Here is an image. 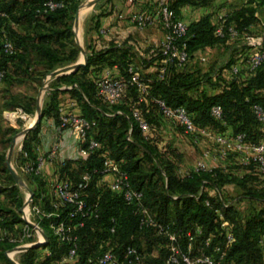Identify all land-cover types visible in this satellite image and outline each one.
<instances>
[{"label":"trees","instance_id":"1","mask_svg":"<svg viewBox=\"0 0 264 264\" xmlns=\"http://www.w3.org/2000/svg\"><path fill=\"white\" fill-rule=\"evenodd\" d=\"M47 1L49 0H0V9L7 15V18L0 17V71H4L0 83L8 79L10 65L13 66V74L26 81L33 79L35 72L47 74L64 62L71 64L76 60L78 48L70 47L67 56L63 55V50L71 44L70 40L73 37L71 23L80 0H53L64 1L66 6L47 14L37 12ZM186 3L191 4L195 1L176 0L171 7L179 16L178 8ZM201 3L206 4V1ZM263 5L264 0H248L246 5L228 15L226 25L233 26L239 32V39L248 37L258 22L257 14ZM16 12L19 18H15ZM11 19L17 22L19 19L28 27L31 26L33 35L14 31ZM214 29L208 17L189 25L186 35L188 62L181 68L173 67L163 80L157 79L161 61L159 48L153 51L146 50L147 57L136 60L137 55L124 44H109L108 48L103 49H96L95 45L89 47L86 65L74 73L57 77L51 88L55 89L63 84L77 85L78 88H73L68 93L75 100L76 107L80 108L81 114L95 123L90 137L100 142L101 148L86 161L75 159L66 160L64 165L57 163V172L59 180L68 179L76 184L85 172L100 170L103 156H109L128 174L132 187L143 193V206L156 221L168 225L176 234L183 251H186L188 246L186 233L194 235L196 227L201 229L202 234L193 238L194 248L201 245L204 237L219 233V221L215 210H220L229 222L233 235V241L226 247L224 264H264V245L260 244L264 235V181L254 174L253 168L237 164L235 166H240L244 172L239 174L236 169L234 173L217 165L210 173L192 172L188 176H182L178 174L179 170L177 171L176 158L180 157L179 152L165 143V145L160 143V132L164 126H172L161 115L154 99H161L170 107H184L198 127L229 137L245 134L250 142H264L263 128L252 108L258 105L264 109V63L254 72H250L247 61L254 51L248 53L250 48H246L244 59L240 61L236 59L229 61L216 71L201 70L195 64L199 51L215 46L229 47L230 45L226 43L232 40L216 37ZM5 40L10 41L17 51L12 57L2 52ZM134 61L143 68L154 62L157 64V71L152 75L145 76L140 71L142 78L150 80L147 83L149 94L145 96L144 101L138 102L140 93L135 86L129 87L121 102L115 106L108 107L99 101L95 96L94 84L103 76V69L117 65L121 71V77L118 78L126 80L128 66L134 64ZM234 67L237 73H233ZM63 93L65 91L50 90L41 111L43 117L52 118L57 125L60 107L58 98ZM33 100L30 99L28 105L23 107L21 104L11 106L10 99L4 107L21 109L23 113L32 114L35 110ZM214 105H219L222 109L221 121L210 115V109ZM133 110H138L141 117L151 126L147 139L143 137L132 118ZM9 115L13 120L16 118L14 113ZM173 130L181 133L179 128ZM16 132L15 129H8L3 133L6 145L10 144ZM38 132L39 124L27 134L21 148L23 153L32 159L33 164L37 158L32 153V148ZM231 157L234 156L227 159ZM144 161L156 165L146 169ZM74 167L79 168L78 174L75 173ZM2 175L11 185L9 187L0 185V195L11 197L9 203L13 209L5 207L0 200V231L6 233V238L0 242V261L11 264L5 252L17 245L10 243L8 238H17L21 234L24 223L20 216V208L23 202L19 197V189L15 187L12 177L8 174L3 154L0 155V176ZM99 178L98 176L92 178L86 198L88 203L97 204L98 217L87 220L78 230L79 248L76 264H89L88 258L107 250L113 251L122 264H128L124 252L127 246L135 248L141 256L132 264H165L168 239L159 236L152 228L140 227L135 206L127 205L108 184H99ZM33 182L37 186L36 189H31L34 193V202L49 209V195L42 196L45 190L42 189L43 183L39 176H33ZM229 187L244 192L243 199L248 202L249 208L243 215L235 203L226 204L220 196L214 197L206 192L207 188H215L218 191ZM206 200L210 202V206L205 205ZM41 227L48 241L40 248L44 251L49 250L51 256H47L44 251L40 253V248L31 249L21 255L22 264H60L61 257L66 253L67 245H59L56 242L48 230V222H41ZM111 227L115 229L113 234L110 233ZM17 230L19 232L15 235ZM215 241H220L222 246H225L223 237H218ZM142 247L146 250L145 254ZM154 250L158 252L156 255L152 254Z\"/></svg>","mask_w":264,"mask_h":264},{"label":"built area","instance_id":"2","mask_svg":"<svg viewBox=\"0 0 264 264\" xmlns=\"http://www.w3.org/2000/svg\"><path fill=\"white\" fill-rule=\"evenodd\" d=\"M142 0H126L128 5H135ZM176 0H155V12H130L127 20L135 29L143 31L159 23L164 31V37L160 43V67L157 79H165L173 67L181 68L189 59L188 45L186 35L188 26L177 15L171 7L172 2ZM248 0H246L247 3ZM66 6L64 1L49 0L45 2L37 12L47 14ZM0 17L7 18V15L0 9ZM118 18H124L121 13ZM104 33V31H102ZM214 34L218 38L236 39L239 32L233 26H227L226 20L221 19L215 27ZM248 47L254 52L250 55L247 65L250 72H254L262 63H264V39L263 37H245ZM2 52L8 57L16 54L14 45L5 40L2 44ZM205 61L204 58L201 59ZM128 78H115L109 72L94 84L96 98L108 107L119 104L122 97L129 87L135 86L140 93L138 102L142 103L147 96L149 79H144L140 75V68L131 64L127 69ZM233 73L237 69L233 68ZM4 77V71H0V81ZM161 115L168 121L173 128L181 129L183 136L192 145H198L202 142L209 143L212 148L202 151L201 158L194 163L190 170H179L182 176H188L192 172H212L216 165H210L204 161L209 158L213 162L227 159L234 156L238 164L243 167H252L253 172L264 181V142H250L245 134H236L233 137L215 133L207 128L198 127L189 117L184 107H170L161 99H154ZM71 107H76L73 102ZM257 121L264 131V109L258 105L253 107ZM21 118L26 115L22 110H17ZM10 113V112H6ZM4 113V117L6 118ZM120 113V112H118ZM132 118L137 123L143 137L147 136L151 130L149 123L141 117L138 110L132 111ZM210 115L217 121L223 118L222 109L219 105H214L210 109ZM8 119V118H7ZM95 127V123L87 120L80 112L68 110L64 106L59 107L58 128L62 131H70L76 136V159L86 161L101 148L100 142L90 137ZM27 157V154H24ZM46 161L64 165L66 159L59 155L57 146L51 147L43 157L36 159L35 164H24L20 170L26 175L40 176L42 168ZM94 176L100 177L98 183L108 184L109 188L119 194L127 205H133L139 215V226L142 228H152L159 236L168 239V255L165 264H224L226 258V247L233 241L232 230L229 222L224 218L220 210H215L219 221V233L210 234L202 239L201 245L193 247V238L199 237L202 231L199 227L194 230V235L186 233L188 240L187 250L183 251L180 247L179 239L173 233L168 225L156 221L153 215L142 204L143 193L132 187L128 174L123 171L118 162L109 156H103L101 169H93L91 172H85L81 180L74 184L70 180H58L52 185L49 194V209L43 208L40 204L29 200L21 208L20 216L23 221L22 231L17 238H8L10 243L17 244V247H27L35 243H47V237L44 238L41 228V222H48V230L59 245H67L66 253L61 257L60 264H76L78 258V230L84 226L87 220L98 217L97 204L87 202V188ZM206 206H210L209 201H205ZM114 227L110 228V233H114ZM45 235V233H43ZM46 236V235H45ZM223 237L225 246L216 238ZM6 238V233L0 234V242ZM264 245V235L260 240ZM128 264H132L141 258L137 250L127 246L124 250ZM9 251L7 257L10 258ZM47 256H51L49 250H45ZM89 264H122L117 255L107 250L95 257L88 258Z\"/></svg>","mask_w":264,"mask_h":264},{"label":"crops","instance_id":"3","mask_svg":"<svg viewBox=\"0 0 264 264\" xmlns=\"http://www.w3.org/2000/svg\"><path fill=\"white\" fill-rule=\"evenodd\" d=\"M195 3H186L178 8L179 17L184 21V23L189 26L192 23H196L200 21L204 17H208L210 24L213 27H216L221 19L227 20L228 15L244 5H246V0H194ZM202 1H206V4H202ZM175 2H172V4ZM82 6V5H81ZM85 6V7H83ZM82 7V12L79 14V18L77 24L73 26V32L75 33V40L79 47L80 53L81 50L84 51V54L87 56L88 49L91 46L95 45L96 49L108 48L109 44H124L125 47H129L132 51L137 55L136 60L139 58H146L147 54L146 50H155L158 49L160 43L164 37V31L159 23H156L153 27H150L146 30L140 31L135 29L127 20V15L130 12H148L154 13L155 8V0H142L141 2L135 5H128L126 0H98L94 2V0H86ZM123 14L124 18H118L119 14ZM258 17V14H257ZM97 24V26H95ZM104 31V33L102 32ZM244 38H238V40H242ZM236 39H232L230 42H227L226 45H230L228 48L234 49V53L236 54L235 59L240 61L241 53L238 52L240 50H236L239 48L240 43ZM244 45V42H242ZM222 46H215L212 48H206L202 51H199L195 58V64L201 65L205 64L209 61L211 56L213 55L216 48ZM250 48V47H249ZM254 51L250 48L249 52ZM246 53V52H245ZM204 58L205 61L202 62L201 59ZM83 61V55L77 56L76 60L71 63L69 66L74 65L77 62ZM134 61V64L139 66L140 71L143 75L148 76L152 75L157 71V64L154 62L149 65L147 68H143L139 64ZM66 67V68H67ZM218 68H214L213 71H216ZM59 69L55 70L58 71ZM209 69H204L203 71H208ZM54 71V72H55ZM109 72L112 77L118 78L121 77V71L117 65L107 66L103 69V73ZM73 88H78L77 85L66 86L62 85V87H57L55 89L59 91H65V93L61 94L59 98V106H65L68 108L71 102H73L76 106L75 100L70 96L68 91ZM54 88H50V90H55ZM17 115L20 113H16ZM28 116L26 115L25 119ZM17 119H24L18 118ZM46 120V125H42V121ZM27 120V119H26ZM24 120V121H26ZM19 123L23 124L22 131L29 127L33 122L24 124L21 120H18ZM166 126V132L171 133L170 130L173 128ZM174 132V131H172ZM174 134L179 135L178 132ZM27 136V135H26ZM25 137L17 140L15 145L18 146L19 151L21 152V163L24 164H33L32 159L29 157H25L22 151V144L25 140ZM13 137V136H12ZM20 140V141H19ZM12 141V140H11ZM13 143V142H12ZM203 143H201V146ZM12 146V144H11ZM10 146V147H11ZM57 146L59 149V155L66 160H75L76 155V136L70 131H62L58 128V125L52 118L43 117L39 124V132L37 134V138L35 143L33 144L32 153L36 158L43 157L45 153L51 148ZM15 148V147H14ZM10 150V149H9ZM200 159V158H199ZM197 159V160H199ZM210 165H218L227 168L228 171L236 172L232 166L237 165V159L235 157H231L229 159L215 161L213 162L209 158L204 159ZM57 161L49 162L46 161L39 179L43 183L42 189L45 190V193L42 192V196H46L50 194V189L52 185L59 180V175L57 172ZM20 166V167H21ZM239 173V171H237ZM244 173L243 171L240 172ZM14 181V180H13ZM15 185V182H14ZM36 184L34 182L31 183L30 188L36 189ZM32 191V190H31ZM42 191V190H41ZM33 192V191H32ZM34 195V193H33ZM0 200L4 202L8 200V197L4 195H0ZM0 234H3L0 231ZM11 251V250H9ZM44 251V250H43ZM23 254L25 252H16L13 251V255ZM45 253V251H44Z\"/></svg>","mask_w":264,"mask_h":264},{"label":"rangeland","instance_id":"4","mask_svg":"<svg viewBox=\"0 0 264 264\" xmlns=\"http://www.w3.org/2000/svg\"><path fill=\"white\" fill-rule=\"evenodd\" d=\"M84 2H86V0H80L79 8L81 7V5L82 6L84 5ZM83 7H85V6H83ZM79 8L77 9V11L79 10ZM77 11H76L74 18H73V21L71 23L72 32H73V26L75 24V17H76ZM14 16H15V18H19L18 12L14 13ZM11 22H12L11 27L17 33H21V34L26 33L29 36L33 35V30L31 29V26L28 27L27 24L23 23V21L20 22L18 19V22H17V20L11 19ZM248 35H249L248 37H255V38L261 36L264 39V5L261 6V8L259 9L258 22L252 28V32L249 33ZM75 36L76 35L73 32V37L70 40L71 44H69V46H67L63 50L64 56L69 55L70 47L75 46L76 48H78V55L77 56H79V58H80L81 53H80L79 47L77 45V42L75 40ZM236 42L240 43L239 48L236 49V50H240L238 52L239 54L241 53L240 59H244L243 55L245 54V50H246V48L248 49L249 47L246 44H244V45L242 44V42H245L244 39H242L241 41L238 40ZM234 51H235L234 49L229 50V48L226 47L225 45L222 47L216 48L213 55L209 59V61L206 63V65L201 64V65H197V66L201 70L209 69V71H210V70H213L214 68L219 69L220 67L226 65L229 61L235 60L236 54L234 53ZM248 53H250V52H248ZM69 65H70V63L64 62V63L58 65V67L55 70H57V69L62 70ZM12 69H13L12 65L8 66V75H9L8 79L6 81L0 83V155L3 154L5 157L6 169H7V157H8L9 149H10V146H11L13 140H16V143H17V140L22 138L20 134L22 132V128L24 125L22 123L20 124L18 120H21L24 124L26 123V121H28V123L34 122L36 119V116H37V106H38V102H39V94H40V91H41L43 85L45 84V91L43 93L42 101L40 104L41 111L43 109L44 101L48 99L51 85H53L55 83L54 82L55 79L52 81L46 82L47 77L50 76L52 73H54L55 70H53L52 72L47 73V74H45L43 72L42 73L35 72V76L33 77V79H28V80L24 81L22 78L17 77L15 74H13ZM60 87H62V85ZM10 99L12 100V102L10 103L11 106H13V105L20 106L19 104H21V105H23V107L28 105V103L30 102L29 101L30 99H34L33 101L35 104V110L32 114L24 113L25 115L28 116L26 118L27 120L25 118L24 119L15 118L13 120V118L9 114H5V116H6V118H5L4 113H6V112L15 113V112H19L17 110H21V109L16 110L14 108L13 109L12 108L6 109L4 107V105H5V103L10 102ZM58 99H62V98H58ZM67 106H68V108L66 107V105L64 107L68 110L71 109L74 112H80L81 113V110L78 106L74 107V108L71 107L70 104ZM22 113H23V111H22ZM16 117L20 118V114H18V115L16 114ZM24 120H26V121H24ZM46 123L47 122L44 119L42 121V125L44 126V125H46ZM8 129H15L17 132L13 135L12 141L10 142V144L6 145V143H5L6 138L3 135V133ZM170 131H171V133L166 132V126H164V128L160 132L159 138H160V143H163V144L165 143L167 146L171 147V149L175 150L176 152H179L180 157L176 158L177 159L176 160L177 171L178 170L184 171V170L192 169V167L194 166V163L197 161V159L201 158L202 151L205 149H208V148L209 149L212 148L209 143H205V142H202L203 143L202 146H201V143L198 145H192L187 140V138L185 136H183L182 133H179L177 130H173V129ZM172 131H174L175 133L178 132L179 135L174 134V132H172ZM161 146H163V145H161ZM20 156L22 157L21 152L19 151L18 146L15 145V148L13 149L12 154H11V158H10V165L18 173V175L21 177V179L25 183V188L15 185V187L19 189V197L21 198V200L23 202V205H22V207H23L24 204L26 203V199L28 197V192L26 189H30V190L32 189V188H30V185L33 182V176L32 175H26L20 170V166H21L20 163L22 160ZM144 163H145L144 165H145L146 169H151L153 167V165H156V163L152 164V163L146 162V161H144ZM232 167L234 169L238 170L239 174L242 171L240 169V166H232ZM73 169H74L76 174L79 173L78 172L79 168L74 167ZM8 174H9V172H8ZM4 178H5L4 175L0 176V185L5 186V187H9L11 185V183L7 182ZM13 184H14V181H13ZM51 190H52V188L50 189V191ZM206 192L208 195H211L214 197L220 196L222 198V200H224L226 202V204L235 203L236 208L241 212L242 215L249 208L248 202L245 199H243V196H244L243 193L244 192L241 189H238L235 187L234 188L229 187L227 189H224V190L219 189L217 191V189H215V188H207ZM10 200H11V197L8 198L7 201L5 200L3 202V204L5 207L13 209L12 205L9 203ZM44 206L48 207L47 204H44ZM20 210H21V208H20ZM18 232L19 231L17 230L15 232V235L18 234ZM43 233H45L44 230H43ZM15 235H12V237ZM16 247L17 246H15L14 248H12L10 250L15 249ZM39 250H40V253L43 252L42 248H40ZM142 251H143V254L146 253V250L144 247H142ZM157 253L158 252L156 250H154L152 252V254H154V255H156ZM7 254H9V251L5 252V256L8 259ZM21 255H22V253L16 254V255H13V253H10V258H12V260L15 261L17 264H22L21 263V257H22ZM0 264H4V262L0 261Z\"/></svg>","mask_w":264,"mask_h":264},{"label":"water","instance_id":"5","mask_svg":"<svg viewBox=\"0 0 264 264\" xmlns=\"http://www.w3.org/2000/svg\"><path fill=\"white\" fill-rule=\"evenodd\" d=\"M96 1H98V0H94V2H96ZM81 9H82V6L77 11V14H76V17H75V24H77ZM81 53L83 55V61L82 62H77V63H75L74 65H72L70 67L64 68L62 70L55 71L54 73H52L50 76L47 77L46 82L52 81V80L56 79L57 77H60V76H63V75H69L71 73H74V72L78 71L80 68L84 67L86 65V63H87V58H86V55L84 54L83 50H81ZM44 91H45V84L43 85V87H42V89L40 91V94H39V102H38V106H37L36 119L29 127H27L26 129H24L21 132V134H20L21 137H25L29 132H31L34 129H36L38 124H40V122H41V120L43 118V116L41 114L40 104H41V101H42V97H43ZM15 144H16V140H13L12 146L10 147L9 154H8V157H7V169H8V172H9L10 176L14 180L15 185L25 188V183L23 182L21 177L18 175V173L10 165V158H11L12 151H13V149L15 147ZM26 190H27L28 195H29V200L27 201V203H28L30 200H32L33 192L30 189H26ZM42 235H43L44 238H46V236L43 233H42ZM45 244H46V242L45 243H35V244H32V245L27 246V247H16L15 249H13L11 251L27 252V251H29L31 249H38V248L44 246ZM8 259H9V261L12 264H17L15 261L12 260V258L8 257Z\"/></svg>","mask_w":264,"mask_h":264},{"label":"bare ground","instance_id":"6","mask_svg":"<svg viewBox=\"0 0 264 264\" xmlns=\"http://www.w3.org/2000/svg\"><path fill=\"white\" fill-rule=\"evenodd\" d=\"M10 256V255H9Z\"/></svg>","mask_w":264,"mask_h":264}]
</instances>
